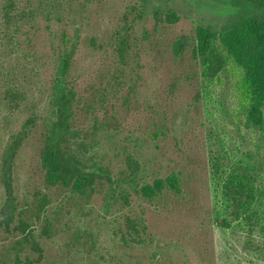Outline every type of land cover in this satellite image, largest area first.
I'll list each match as a JSON object with an SVG mask.
<instances>
[{"label": "trees", "instance_id": "1", "mask_svg": "<svg viewBox=\"0 0 264 264\" xmlns=\"http://www.w3.org/2000/svg\"><path fill=\"white\" fill-rule=\"evenodd\" d=\"M170 1L133 0L91 33L79 11L93 0L1 3L2 107L11 115L29 105L32 113L1 152L0 264H41L44 241L58 235L66 237L62 264H168L172 241L152 229L150 214L174 211L177 201L194 205L197 165L214 199L209 222L264 232V0H194L220 18L202 19L189 35L175 34L181 15ZM43 22L48 29L61 25L51 31L50 55L38 46ZM83 55L98 59L87 75ZM153 59L172 67L164 75L173 86L185 81L190 88L194 79L188 113L215 109L241 139L252 133L255 144L234 150L199 119L206 158L194 159L191 140L175 134L168 117L167 87L147 91L143 69ZM223 76L231 83V104H210L209 85ZM38 123L42 183L19 193L16 158ZM169 136L183 160L167 170L154 149Z\"/></svg>", "mask_w": 264, "mask_h": 264}, {"label": "rangeland", "instance_id": "2", "mask_svg": "<svg viewBox=\"0 0 264 264\" xmlns=\"http://www.w3.org/2000/svg\"><path fill=\"white\" fill-rule=\"evenodd\" d=\"M4 0H0V5ZM96 3L89 5L87 8L79 11V16L85 21L84 30L88 33L90 31L103 30L106 24H109L110 19H113L117 15V12L121 9L124 10L126 5H129L133 0H93ZM171 6L176 8L181 19L175 25L174 32L177 35L180 34H192L196 23L202 19H216L219 21L220 17H217L211 7L201 6L194 3V0H175L170 1ZM89 22V23H88ZM64 24V23H63ZM46 22L41 24V31L39 32L38 46L44 49L45 55H50L51 44L50 34L51 31L56 32L61 29L60 23H51V29H48ZM152 27V22L149 24ZM102 27V28H101ZM23 42H27V37H21ZM85 60V75L91 73L94 69V65L98 59L94 57H87L83 55ZM49 57V56H48ZM47 57V60L50 59ZM82 61V60H81ZM147 61V60H146ZM145 68L144 74L147 76V91L149 94H154L161 88L167 87L168 92L172 95V100L167 104V110L169 112L168 117L172 120V123L176 126L175 134L184 135V140L189 142L192 146L194 159L198 157L204 163L206 158V148L204 143L207 136H204V130L199 126L197 120L201 119L203 123L206 121L207 128L214 129L212 137L216 138L221 135L224 141L229 142L230 147L234 150L236 148L245 149L255 144L256 137L252 136V133L246 136V140H243L236 133L232 132L230 124L225 116H221L215 109H209L208 112L212 114V118L205 110V106L201 109L200 116L195 109H192L188 113V104L192 99V95L196 89L193 84L194 79L191 80V86L189 84H183L184 82L173 86V78L165 77V73H169L171 68L166 62L161 64L159 61L149 60ZM87 70V72H86ZM49 71L46 75L49 74ZM165 77V78H164ZM169 83L172 84L171 88ZM2 84L0 74V157L6 142L9 139L11 132L20 128L21 124L32 113L26 106L24 111L19 113H11L8 115L5 113L4 107H2L1 93ZM212 84V83H211ZM208 88V98L210 104L213 103H227L231 104L232 101V89L231 83L227 76H223L222 81L213 82ZM170 89V91H169ZM44 103V101H43ZM4 113V114H3ZM10 114V113H9ZM199 116V117H198ZM192 117V118H191ZM207 117L210 120L207 121ZM196 128V130L194 129ZM42 126L40 123L33 129L32 135L23 144L17 158L15 167V183L19 190V193H28L34 188L39 187L42 183L41 175L38 167V149L40 130ZM247 129H244V133ZM258 133V132H257ZM232 134V135H231ZM246 134V133H245ZM260 134V133H258ZM235 135V136H234ZM255 135V134H254ZM252 136V138H251ZM256 136V135H255ZM174 139L169 137L161 138L158 142L161 145L159 150L154 151V157L157 161H161L167 170L175 167L178 162H182V156L176 153L177 147L173 144ZM261 143V154L264 157V137L259 142ZM169 149V159L163 156ZM151 152V150H149ZM192 153V155H193ZM152 154V152H151ZM158 157V158H157ZM184 158V157H183ZM111 160L114 162L113 156ZM171 164L172 167H169ZM194 169V167H193ZM195 175L192 178V192L196 196V201L193 205L192 202L187 200L181 202L177 201V206L174 211L157 210L153 211L151 216L152 229L160 236L165 237L172 241V261H168V264H264V232L261 230H254L248 232L246 227L234 226L232 228L224 227L218 223H210L207 217L213 210L214 199L213 195L209 193L207 188V174L200 165L195 167ZM3 188L0 185V208L4 199ZM192 203V207H191ZM90 218V216H88ZM99 229H103L105 233L106 229L102 225H99ZM65 239L66 237L57 236L53 239L44 241L45 256L41 264H62L61 259L65 253ZM106 245L110 246L112 241L108 237H104ZM1 245V243H0ZM210 253V260H206L207 253ZM168 255V254H167ZM140 260V259H139ZM138 260V261H139ZM166 261L157 262L156 259L144 264H165Z\"/></svg>", "mask_w": 264, "mask_h": 264}]
</instances>
